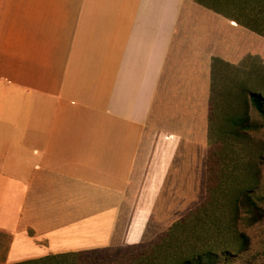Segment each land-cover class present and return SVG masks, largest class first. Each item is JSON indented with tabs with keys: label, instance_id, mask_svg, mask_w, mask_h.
I'll return each mask as SVG.
<instances>
[{
	"label": "crops",
	"instance_id": "0c3cea01",
	"mask_svg": "<svg viewBox=\"0 0 264 264\" xmlns=\"http://www.w3.org/2000/svg\"><path fill=\"white\" fill-rule=\"evenodd\" d=\"M231 1L209 0L219 11ZM197 7L0 0L5 264L132 244L134 214L187 190L216 55L186 30Z\"/></svg>",
	"mask_w": 264,
	"mask_h": 264
},
{
	"label": "rangeland",
	"instance_id": "374dc122",
	"mask_svg": "<svg viewBox=\"0 0 264 264\" xmlns=\"http://www.w3.org/2000/svg\"><path fill=\"white\" fill-rule=\"evenodd\" d=\"M193 1L198 7L191 11L193 27L186 30L190 37L203 39L204 44L210 42L216 55L211 58L207 141L200 159H194L188 166L187 190L171 189L167 193L171 199L165 200L163 206L152 207L153 213L134 214L136 230L132 231V244L111 251H88L78 255L75 264H130L135 259L137 264L148 256L154 264L159 262L152 254L155 244L165 236L168 241L180 240V244L176 242L171 248L180 247L181 251L214 243L215 226L228 216L223 207L224 193H230L234 185L242 182L248 185L258 182L257 190L264 205V120L250 107L251 120L259 127L248 131V136L238 140L217 130L223 125L219 114L229 106L238 108L236 94L240 86L264 92V35L249 30L245 24L255 15L250 12H260L263 7L252 1L249 6L234 4L219 11L209 0ZM200 8L205 11L201 15L196 12ZM259 14L264 17V12ZM258 23L260 29L264 28V18ZM205 28L212 36H205ZM144 208L147 209L141 207ZM179 220L180 227L173 228ZM237 228L248 235L250 246L227 264H264V223L249 227L239 222ZM6 244L7 239L0 234V264H5Z\"/></svg>",
	"mask_w": 264,
	"mask_h": 264
},
{
	"label": "trees",
	"instance_id": "16d2710c",
	"mask_svg": "<svg viewBox=\"0 0 264 264\" xmlns=\"http://www.w3.org/2000/svg\"><path fill=\"white\" fill-rule=\"evenodd\" d=\"M252 1H257L256 5L263 8L260 12H250V15H255L248 18L245 24L249 29L264 35V28L260 29L258 23L260 19L264 18L259 14L264 12V0H232L231 2L238 4L237 6L242 4L249 6ZM237 103L238 108L236 105L234 108L229 106L224 113L219 114L223 125L217 127V130L225 136L240 140L248 136V131L259 127L256 122L251 120L250 107L264 120V92L252 87L240 86L236 94ZM262 159L264 160V156ZM254 175L257 176V172ZM257 183L252 181L251 185H248L246 182H242L234 185L230 193L228 191L224 193L223 207L226 208L228 216L215 226L217 240L214 243L204 244L199 249L191 246L188 250L181 251L180 247L171 248L176 242L180 244V240L171 238L168 241V236H165L159 244H155L152 254H155V259H158L159 262L154 264H227L232 258L245 252L250 246V239L246 233L237 228L238 223L242 222L249 227L264 223V205L257 190ZM179 224H182L180 220L173 224V228L180 227ZM169 248L172 251L168 252ZM103 250L111 251V249H99L92 252ZM86 252L88 251L50 254L11 264H75L78 255ZM148 258L149 256L139 259L141 263L137 264L152 263ZM136 261L135 259L130 264H135Z\"/></svg>",
	"mask_w": 264,
	"mask_h": 264
}]
</instances>
